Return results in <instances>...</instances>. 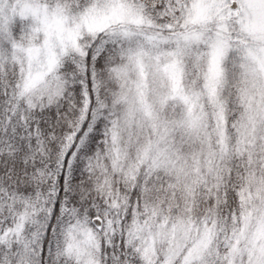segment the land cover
<instances>
[{
	"label": "snow or ice",
	"instance_id": "obj_1",
	"mask_svg": "<svg viewBox=\"0 0 264 264\" xmlns=\"http://www.w3.org/2000/svg\"><path fill=\"white\" fill-rule=\"evenodd\" d=\"M0 264H264V0H0Z\"/></svg>",
	"mask_w": 264,
	"mask_h": 264
}]
</instances>
